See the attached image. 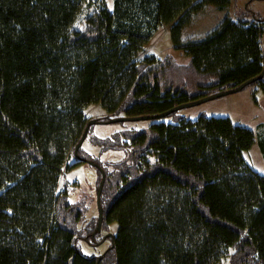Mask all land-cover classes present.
I'll return each instance as SVG.
<instances>
[{"label": "trees", "instance_id": "obj_1", "mask_svg": "<svg viewBox=\"0 0 264 264\" xmlns=\"http://www.w3.org/2000/svg\"><path fill=\"white\" fill-rule=\"evenodd\" d=\"M230 3L0 0V264H97L76 244L70 221L83 213L60 188L84 162L74 152L86 108L158 115L258 76L261 21L227 15L202 39L181 37L196 14ZM161 26L190 63L142 56ZM151 121L94 139L125 151L106 172L104 227L118 232L98 264H264V174L244 158L254 132L226 117Z\"/></svg>", "mask_w": 264, "mask_h": 264}, {"label": "rangeland", "instance_id": "obj_2", "mask_svg": "<svg viewBox=\"0 0 264 264\" xmlns=\"http://www.w3.org/2000/svg\"><path fill=\"white\" fill-rule=\"evenodd\" d=\"M110 10L114 7V0H105ZM229 15L235 21L259 22L263 28L261 47L264 51V0H231L227 10H220L214 6H208L205 11L196 14L193 21L182 30L181 37L187 39H202L210 31L216 28L220 22ZM155 55L163 61L168 58L180 65H187L191 59L182 49L175 47L169 26H161L150 41L144 46L142 56ZM213 94V93H212ZM86 114L90 120L98 118L101 122L92 125L90 134L82 144L81 158L89 162L101 164L102 169L109 172L110 163L122 160L125 157L124 150L102 149L97 141L109 140L118 135L126 138L129 131L148 130L151 120L123 121L109 123L115 118H124L121 112L111 115L100 104H91L86 108ZM204 117H226L235 125L251 129L255 134L253 146L244 152L246 162L258 173L264 174V154L261 149L260 139L264 137V77L263 82H253L242 90L227 94L201 104L183 108L172 116L164 118L167 122L174 123L178 118L184 117L196 120ZM106 118H108L106 120ZM105 120V121H104ZM93 138V139H92ZM74 162L70 158L69 162ZM89 162H80L65 171L61 178L60 188L68 189L67 199L76 209L83 213L81 220L72 224L77 233V246L86 257H101L111 246V237L118 232V224L111 222L101 232V237H107L104 243L95 245L87 240L84 235L94 227L98 219V204L96 200L97 190L100 184V169ZM102 193V192H101ZM112 199V198H111ZM104 226V224H103ZM223 264H228L224 262Z\"/></svg>", "mask_w": 264, "mask_h": 264}, {"label": "water", "instance_id": "obj_3", "mask_svg": "<svg viewBox=\"0 0 264 264\" xmlns=\"http://www.w3.org/2000/svg\"><path fill=\"white\" fill-rule=\"evenodd\" d=\"M263 77H264V56H263V70H262V72L258 76L254 77V78H251V79H249L247 81H245L244 83L240 84L239 86H237L235 88L227 89V90L220 91V92H217V93H213V94H210V95H207V96L198 98L196 100L190 101L188 103L178 105V106L172 108L171 110L166 111V112L161 113V114H158V115H147V116H139V117H127V116H125L124 118L111 119L108 122L109 123H115V122H123V121L158 120V119H162V118L167 117L171 113L177 112V111H179V110H181L183 108H187V107H190V106H195V105L201 104L203 102H206V101H209V100H212V99H215V98H218V97L227 95V94H231V93L240 91L245 86L249 85L250 83H253V82H257L259 80H262ZM97 123H103V122L98 121V120H90L86 124L85 130H84V132L82 134V137H81L79 143L77 144V146L75 148V152H74L75 153V157L78 158L79 161L89 162L87 160L82 159L79 156L78 150L82 146V144H83V142H84V140H85V138L87 136V133H88V130H89L90 126H92L94 124H97ZM89 163L92 164V165H95L96 167H98L101 170L100 171L101 172V181H100V184H99V187H98V190H97V195H96V200H97V204H98V212H99V223H98V227L100 228L101 227L102 220H103V209H102V206H101L100 195H101V192L103 190V186H104V183H105V180H106V173L101 168V166L99 164H96L94 162H89ZM109 236L113 239V235H109ZM112 246H113V240H112ZM99 260H98L97 264L99 263Z\"/></svg>", "mask_w": 264, "mask_h": 264}, {"label": "flooded vegetation", "instance_id": "obj_4", "mask_svg": "<svg viewBox=\"0 0 264 264\" xmlns=\"http://www.w3.org/2000/svg\"><path fill=\"white\" fill-rule=\"evenodd\" d=\"M98 223H99V212H98V219H97V221L95 222V220L92 219V224H94V227L92 228L91 231H89V233L85 237V238H87L89 236L90 237V240L89 239H87V240H89L90 242H92L95 245H100L101 243H104L106 241V238H107V237H104V238L101 237L100 240L95 241L98 238V236L101 235V232L104 229H106L103 226V224H104V216H103V220H102V223H101V227L100 228L98 227ZM111 241H112V239H111Z\"/></svg>", "mask_w": 264, "mask_h": 264}, {"label": "bare ground", "instance_id": "obj_5", "mask_svg": "<svg viewBox=\"0 0 264 264\" xmlns=\"http://www.w3.org/2000/svg\"><path fill=\"white\" fill-rule=\"evenodd\" d=\"M100 200H101V195H100ZM103 209V208H102ZM103 216H104V210H103ZM114 236V235H113ZM101 259V257L98 258V260ZM100 261V260H99Z\"/></svg>", "mask_w": 264, "mask_h": 264}]
</instances>
